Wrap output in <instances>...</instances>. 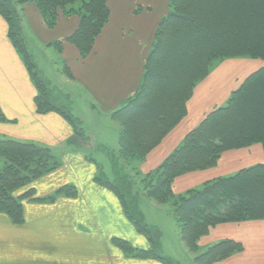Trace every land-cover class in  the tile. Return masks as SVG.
<instances>
[{
    "label": "crops",
    "instance_id": "1",
    "mask_svg": "<svg viewBox=\"0 0 264 264\" xmlns=\"http://www.w3.org/2000/svg\"><path fill=\"white\" fill-rule=\"evenodd\" d=\"M170 1L108 0L109 21L85 56L68 40L79 27L78 14L61 12L56 24L49 27L33 1L21 4L19 9L24 36L38 41V46L49 53L51 66L61 74L63 82H59L65 84L71 98H77L81 113H86L88 120L91 116L98 126L102 118L114 120L120 137L122 126L112 114L139 91L157 28L170 11ZM263 66L264 60L249 57L220 59L212 64L208 75L196 82L186 103V115L149 153L128 160L131 174L142 184L141 195L158 204L171 203L175 214L174 202L179 197L188 196L215 179L264 163L263 144L255 142L222 152L211 167L175 177V197L169 201L158 202L145 189L144 180L149 174L180 148L186 136L211 112L224 106L249 75ZM49 76L56 80L52 74ZM37 94L25 59L10 40L8 24L0 14V138L50 146L60 152L62 160L59 168L31 183L34 193L22 200V223L0 212V264H160L151 257L131 259L113 246L114 238L124 240L112 231V215L123 216L122 203L103 183L94 181L97 168L88 162L86 152L92 141L87 145L77 137L74 126L61 114L39 113ZM81 101L85 105L81 106ZM86 122L81 117L83 126ZM74 145H81V152L72 150ZM67 185L76 189V195L57 194ZM51 196L54 198L48 199ZM176 222L180 230L177 216ZM137 239L139 244L134 248L152 249L145 236ZM225 239L240 243L242 250L213 264H264V218L217 224L199 238L195 252L182 238L178 241L179 245L184 243L181 249L185 247L196 257L201 248L207 250Z\"/></svg>",
    "mask_w": 264,
    "mask_h": 264
},
{
    "label": "trees",
    "instance_id": "2",
    "mask_svg": "<svg viewBox=\"0 0 264 264\" xmlns=\"http://www.w3.org/2000/svg\"><path fill=\"white\" fill-rule=\"evenodd\" d=\"M28 1L37 5L49 27L56 24L61 12L78 14L79 27L68 40L85 56L109 21L108 0H0L8 36L25 59L37 86V111L61 114L74 126L75 135L83 138L81 121L63 110L52 96L50 81L43 79L27 49L19 6ZM77 3L76 11H65ZM154 39L139 91L112 114L122 126L117 155L118 160L125 162L123 167L128 160L149 153L186 115V103L196 82L208 75L215 61L236 57L264 60V0H171L170 11L160 21ZM255 142L264 147V66L249 75L224 106L211 112L186 136L181 147L149 174L144 180L146 193L158 202L169 201L175 197V177L211 167L222 152ZM55 150L35 142L0 138V212L7 213L16 223L23 222L22 200L33 195L31 183L61 166ZM125 169L120 185L96 180L119 196L138 231L149 235L154 243L152 230L143 224L139 214L130 211L133 206L128 196L133 195L136 182L130 170ZM22 188L26 192L15 195ZM58 193L74 196L76 189L67 185ZM51 198L54 197L48 199ZM174 205L181 238L195 252L199 238L217 224L264 218V163L208 182L202 189L179 197ZM113 241L127 251H135L137 256L170 262L155 249L139 250L119 238ZM240 250V243L225 239L197 255L195 263L212 264Z\"/></svg>",
    "mask_w": 264,
    "mask_h": 264
},
{
    "label": "rangeland",
    "instance_id": "3",
    "mask_svg": "<svg viewBox=\"0 0 264 264\" xmlns=\"http://www.w3.org/2000/svg\"><path fill=\"white\" fill-rule=\"evenodd\" d=\"M143 2H146V0H142V3ZM78 5L79 3H77L76 6H67L65 8V11H76L78 9ZM25 41L27 49L32 56V61L35 63L38 71L42 72L44 80L47 79L50 81L49 92L54 98L59 101V103L62 105L63 110L70 111L72 115L80 121L81 117H85V119H87V124L83 126V132L85 128V131L89 134H86V132H84V137H80V139L85 140V143L87 145L92 141L91 147L87 148L86 152L87 157L89 158L88 162L90 164L93 163L97 168V171L94 174V181L98 182L96 178H99L101 180H108L120 185L121 179L119 178L121 177L123 170L125 168L129 169L130 166L128 164H125L126 166L123 167L122 165L124 161L122 162L120 159L118 160L117 154L119 150V127L117 123L114 120L112 121L107 118H102L100 121H98L101 124L100 126H98V123H93L94 119L91 116H89V118L91 119L88 120L86 113H81V111L78 109V103L76 102L77 98L70 97L69 92L67 91L68 89L65 88V84L62 83L63 80L61 78V74L56 70V67L51 66V59L48 58L49 53L46 52V49L44 52V50L38 46V41L32 42L29 35L25 36ZM52 68H54L55 70H53ZM49 74H52L56 78V80L54 81L53 78L49 76ZM57 81L62 82L58 83ZM83 105L85 104L81 101V106ZM85 134L88 136H85ZM72 150L81 152V145L73 147ZM56 154L61 157L59 151H56ZM2 165L3 160L0 157V167ZM133 178L136 183L135 187H132L133 195L131 194L128 196L133 206L130 211L134 214L137 213L136 215L139 214L138 217L142 220L143 224L149 226V228L152 230L154 243L150 241L149 235L138 231L134 222L129 218L123 205L122 209L124 217L119 214L112 215L115 225L112 228L114 235L124 238V240L133 247H136L137 244H139V240L137 239L138 236H145L151 244L150 247H152V249H155L159 253V255L163 257L166 256L165 258H168L170 260V262L167 263L157 257L150 258V260H154L160 264H196L194 262L195 255L185 247H182V249L180 248V246L184 243H181L179 245L178 240H181L180 230L177 226L176 216L174 214L171 203L158 204L150 198L141 195L140 193L142 191V184L134 176ZM108 190L113 192L120 201L119 196L113 190ZM25 192L26 188L18 189L15 191V195L21 196ZM111 241L113 243V246L118 251H121L122 254L126 257L137 260L144 259L140 256H137L135 251H127L113 240ZM205 250L206 248H201L198 254L204 252Z\"/></svg>",
    "mask_w": 264,
    "mask_h": 264
}]
</instances>
